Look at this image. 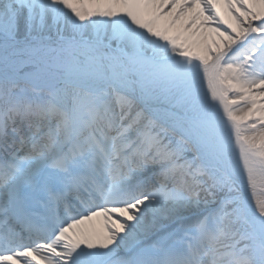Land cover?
I'll use <instances>...</instances> for the list:
<instances>
[{"label":"snow or ice","instance_id":"obj_1","mask_svg":"<svg viewBox=\"0 0 264 264\" xmlns=\"http://www.w3.org/2000/svg\"><path fill=\"white\" fill-rule=\"evenodd\" d=\"M0 264H264V0H0Z\"/></svg>","mask_w":264,"mask_h":264},{"label":"bare ground","instance_id":"obj_2","mask_svg":"<svg viewBox=\"0 0 264 264\" xmlns=\"http://www.w3.org/2000/svg\"><path fill=\"white\" fill-rule=\"evenodd\" d=\"M92 223H93L95 226L99 227V226L101 225L102 221H101L99 218H95V219L92 221Z\"/></svg>","mask_w":264,"mask_h":264}]
</instances>
